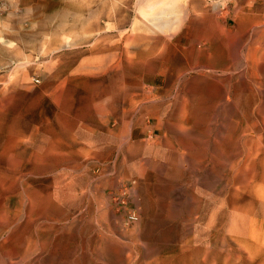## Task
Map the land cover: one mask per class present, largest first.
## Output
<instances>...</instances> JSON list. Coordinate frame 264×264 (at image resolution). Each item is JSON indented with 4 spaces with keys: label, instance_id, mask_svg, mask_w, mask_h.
I'll return each mask as SVG.
<instances>
[{
    "label": "rangeland",
    "instance_id": "374dc122",
    "mask_svg": "<svg viewBox=\"0 0 264 264\" xmlns=\"http://www.w3.org/2000/svg\"><path fill=\"white\" fill-rule=\"evenodd\" d=\"M67 4L0 0V264H264V0H120L160 31L90 0L70 10L100 25L41 26Z\"/></svg>",
    "mask_w": 264,
    "mask_h": 264
},
{
    "label": "bare ground",
    "instance_id": "6f19581e",
    "mask_svg": "<svg viewBox=\"0 0 264 264\" xmlns=\"http://www.w3.org/2000/svg\"><path fill=\"white\" fill-rule=\"evenodd\" d=\"M68 2H69V4H67V9H62V11H56L55 10V15L53 16H51L50 17V15H48L47 17H45L42 21H40L39 23H41V26H47L53 19L55 20V22H57V25L56 26H58V29L59 28H63V27H65V26H68V25H70V24H87V25H100V23H101V21L99 20V19H96V18H88V17H86V16H83V15H81V14H78V13H75L73 10H70L72 7H74L75 6V4L77 5L79 2L80 3H88V1H90V0H67ZM112 1V3H113V5L111 6V10L109 11L110 13H108L107 15H106V17H107V21H106V24L105 25H107V27H108V29H110V28H112V27H115V26H121V27H123V28H125L126 26H127V24H130L131 26H132V28L134 29V30H137V29H139V28H141L142 26H144V25H151V26H158L159 27V29H158V31H160L161 29H160V27L162 26V28L164 27V29H167V28H170V24H169V21L170 20H168V22L165 20V18H170L171 16H169V17H167V14H166V16H165V18H157V17H155L154 15H150L148 12L146 13L145 11H144V9H143V6H142V4H140V8H139V11H138V18H137V20L135 21V22H133V23H130L129 21H128V19L127 18H125V15H123V13L122 12H119V10L117 9V8H119L120 6H122V4H120V0H117V1H115V0H111ZM147 1V0H146ZM117 2V3H116ZM191 2V1H190ZM72 3H74V5L72 4ZM138 3H139V1H138ZM204 3V2H203ZM213 3V2H212ZM225 3V2H224ZM117 4H118V6H117ZM210 4V3H209ZM120 5V6H119ZM139 5V4H138ZM181 5V4H180ZM186 5H190L189 3H187ZM195 5V4H194ZM193 5V6H194ZM197 5V4H196ZM195 5V6H196ZM226 5V4H225ZM184 6V5H183ZM227 6V5H226ZM50 6H49V4L48 3H46V4H41V5H39L38 7H37V9H41V10H45V11H47L48 10V8H49ZM182 7V6H181ZM186 7V6H185ZM189 7V6H188ZM2 9V8H1ZM150 9H153V7L151 6L150 7ZM181 9H183V8H181ZM202 9V8H201ZM214 9H215V7H214ZM184 10V9H183ZM190 10V9H189ZM197 10V9H196ZM221 10V9H220ZM224 10V9H223ZM3 11V10H2ZM4 11H6V10H4ZM49 11V10H48ZM158 11V10H157ZM182 11V10H181ZM155 12V11H154ZM180 12V11H179ZM185 12V11H184ZM199 12V11H198ZM197 12V13H198ZM219 12V11H218ZM18 13V12H17ZM20 13V12H19ZM167 13V12H166ZM175 13V12H174ZM174 13H172V14H174ZM178 13V12H177ZM191 12H189V13H186L185 14V17H186V20H187V18L189 17V14H190ZM215 13H216V11H215ZM9 14V13H8ZM154 14V13H153ZM163 14V13H162ZM170 14V13H169ZM206 14V13H205ZM165 15V14H164ZM178 15V14H177ZM200 15V14H199ZM175 16V15H174ZM212 16V15H211ZM225 16H226V14H225ZM160 17H162V15L160 16ZM172 17H173V15H172ZM176 17V16H175ZM174 17V18H175ZM183 17H184V15H183ZM227 17V16H226ZM26 18V17H25ZM177 18H178V16H177ZM179 18H181V17H179ZM212 18V17H211ZM224 18V17H223ZM183 19V18H182ZM225 19H227V18H225ZM218 20V19H217ZM182 21V23L183 22H185V21H183V20H181ZM206 22H208V23H210V25H211V22H212V20H210L209 18H207V17H202V18H198V17H194V18H192L191 19V21H190V26L192 25V26H202L203 24H206ZM182 23L180 24L181 26H182ZM219 23H221V22H219ZM173 24V23H172ZM175 24H176V21H175ZM178 24V23H177ZM168 26V27H167ZM172 26V25H171ZM3 27H4V25H3ZM158 27H156V29L158 28ZM177 27V26H176ZM211 27H213V25L211 26ZM216 27V26H215ZM223 27V26H222ZM175 28V27H174ZM173 28V29H174ZM178 28V27H177ZM176 28V29H177ZM255 28V27H254ZM175 29V30H176ZM213 29V28H212ZM212 29H211V31H212ZM163 30V29H162ZM170 30H171V28H170ZM178 30V29H177ZM180 30V29H179ZM9 31V30H8ZM133 31V30H132ZM166 31V30H165ZM253 31V30H252ZM122 32V31H121ZM139 32V31H138ZM164 32V30L163 31H161V33H163ZM170 33L171 32H173V31H169ZM213 32V31H212ZM110 33V32H109ZM129 33V32H128ZM127 33V34H128ZM178 32L176 31V33H174V35L175 34H177ZM237 33V32H236ZM1 34V33H0ZM54 34V33H53ZM52 34V35H53ZM75 34V33H74ZM165 34H167V33H165ZM223 34V33H222ZM242 34V33H241ZM55 35H56V33H55ZM227 35V34H226ZM74 36V35H73ZM166 36V35H165ZM167 36H168V34H167ZM171 36V35H170ZM173 36V35H172ZM85 37V36H84ZM169 37V36H168ZM174 37V36H173ZM236 37V36H235ZM254 37V36H253ZM149 37H147V39H148ZM182 38H183V35H182ZM252 38V37H251ZM127 39H128V37H127ZM237 39V38H236ZM5 41V40H4ZM3 43V42H2ZM5 43V42H4ZM263 43V42H262ZM126 44V43H125ZM207 44V43H206ZM12 45V44H11ZM76 45V43H75V41H74V39L73 38H67L65 41H63V44L61 45V46H59L58 48H56V49H54V50H52L51 51V55H53V56H56L55 57V59H57L58 57H57V55L59 56V54L61 53V51L62 50H69V49H72L74 46ZM165 45V44H164ZM5 46V45H4ZM10 46V45H9ZM8 46V47H9ZM252 46H254V45H252ZM11 47H13V46H11ZM256 47V46H255ZM260 47V46H259ZM262 47V46H261ZM128 48V47H127ZM176 48H177V46H176ZM137 50V49H136ZM179 50V49H178ZM250 50V49H249ZM44 51H45V49H44ZM162 51V50H161ZM235 51V50H234ZM253 51V50H252ZM242 52V51H241ZM136 53V52H135ZM232 53V52H231ZM252 53V52H251ZM252 55V54H251ZM263 55V54H262ZM149 56V52H144V51H139V52H137L134 56H132L131 55V53H127L126 54V57L127 58H130V60H133V59H143V58H147ZM246 56V55H245ZM252 57V56H251ZM194 59V58H193ZM215 59V58H214ZM264 59V58H263ZM217 60V59H216ZM234 60V59H233ZM247 60V59H246ZM238 61V60H237ZM248 61V60H247ZM146 62V61H145ZM132 63V62H131ZM130 63V64H131ZM238 63V62H237ZM236 63V64H237ZM123 64V63H122ZM241 64V63H240ZM246 64V63H245ZM115 65V64H114ZM259 65H260V59H257V61H256V67L258 68L259 67ZM17 66V65H16ZM42 66V65H41ZM204 67V66H203ZM46 68V67H45ZM193 68V67H192ZM244 68V67H243ZM8 69H10V68H8ZM15 69V68H14ZM145 69V68H144ZM246 69V68H245ZM113 70V69H112ZM243 70V69H242ZM45 71V70H44ZM3 72V71H2ZM38 72V71H37ZM204 72V71H203ZM202 73V72H201ZM235 73V72H234ZM214 74H215V72H214ZM205 75V74H204ZM232 75V74H231ZM238 74H236V76H237ZM233 76H235V75H233ZM48 77V76H47ZM109 79V78H108ZM12 80V79H11ZM31 80V79H30ZM34 80V79H33ZM181 80V79H180ZM249 80V79H248ZM24 82H26V81H24ZM61 82V81H60ZM86 82V81H85ZM66 83V82H65ZM232 83V82H231ZM28 84V83H27ZM159 84V83H158ZM228 86V85H227ZM58 87V86H57ZM145 88V87H144ZM163 88V87H162ZM93 89V88H92ZM232 89V88H231ZM66 90V89H65ZM163 94H164V92H163ZM170 94H172V93H170ZM229 94V93H228ZM246 95V94H245ZM131 97V96H130ZM169 98V97H168ZM170 98H171V95H170ZM52 99V98H51ZM181 99V98H180ZM139 100V99H138ZM171 100V99H170ZM185 100H187V99H185ZM125 101V100H124ZM131 101V100H130ZM167 101V100H166ZM183 104V103H182ZM190 104H191V102H190ZM223 104V103H222ZM221 106L222 105H220V108H221ZM136 107V106H135ZM169 107V106H168ZM184 107V106H183ZM188 107V106H187ZM237 107V106H236ZM59 108H60V106H59ZM126 109V108H125ZM239 109V108H238ZM127 111H128V108L126 109ZM142 110V109H141ZM4 111V110H3ZM185 111V110H184ZM141 112V111H140ZM222 112V111H221ZM123 113H124V111H123ZM189 113V112H188ZM149 114V113H148ZM124 115V114H123ZM140 115V114H139ZM139 115H138V117H139ZM182 115H184V114H182ZM221 115H222V113H221ZM220 115V116H221ZM244 115V114H243ZM246 115V114H245ZM162 116V115H161ZM137 117V116H136ZM160 117V116H159ZM181 117V116H180ZM134 118V117H133ZM143 118V117H142ZM187 118V117H186ZM219 118V117H218ZM160 119V118H159ZM221 119V118H220ZM133 120V119H132ZM161 120H162V118H161ZM219 120V119H218ZM135 122V121H134ZM154 122V121H153ZM159 122V121H158ZM259 122V121H258ZM149 123V122H148ZM169 123V122H168ZM142 124V123H141ZM139 125V124H138ZM178 125V124H177ZM258 125V124H257ZM132 126V125H131ZM173 126V125H172ZM222 126H223V124H222ZM259 126V125H258ZM138 127V126H137ZM164 128V127H163ZM226 128V127H225ZM147 129V128H146ZM159 129V128H158ZM36 131V130H35ZM156 131V130H155ZM219 131V130H218ZM217 131V132H218ZM38 132V131H37ZM201 133V132H200ZM32 134V133H31ZM151 134V133H150ZM156 134V133H155ZM114 135V134H113ZM37 136V135H36ZM116 136V135H115ZM173 136V135H172ZM177 136V135H176ZM34 137V136H33ZM120 137V136H119ZM133 137V136H132ZM193 138V137H192ZM94 139V138H93ZM130 139V138H129ZM133 139V138H132ZM186 139V138H185ZM213 139V138H212ZM126 140V139H125ZM150 141V140H149ZM243 143V142H242ZM124 145V144H123ZM260 146V145H259ZM82 149V148H81ZM85 149V148H84ZM83 149V150H84ZM259 150V149H258ZM81 151V150H80ZM137 151V150H136ZM211 151V150H210ZM247 151V150H246ZM125 152V151H124ZM247 153H248V151H247ZM15 155V154H14ZM90 155V154H89ZM139 155V154H138ZM87 156V155H86ZM244 158V157H243ZM244 160V159H243ZM127 161V160H126ZM70 162V161H69ZM161 164V163H160ZM165 164V163H164ZM8 165V164H7ZM16 166V165H15ZM9 167H11L12 168V166H9ZM240 168V167H239ZM164 169V168H163ZM149 170V169H148ZM161 170V169H160ZM236 170V169H235ZM79 171V170H78ZM116 171V170H115ZM96 172V171H95ZM252 172V171H251ZM255 172V171H254ZM8 175H9V173H8ZM197 175V174H196ZM238 176V175H237ZM243 177V176H242ZM146 178V177H145ZM234 178V177H233ZM249 178V177H248ZM9 179V178H8ZM238 179V178H237ZM237 179H234V180H237ZM239 179H240V177H239ZM246 179V178H245ZM7 180V179H6ZM10 180V179H9ZM238 182V181H237ZM174 183V182H173ZM195 183V182H194ZM239 183V182H238ZM251 183V182H250ZM17 184V183H16ZM15 184V185H16ZM137 184V183H136ZM8 185V184H7ZM135 185V184H134ZM243 185V184H242ZM247 185V184H246ZM5 186V185H4ZM3 186V187H4ZM128 186V185H127ZM134 187V186H133ZM176 187V186H175ZM243 187V186H242ZM174 188V187H173ZM244 188V187H243ZM253 188V187H252ZM90 189H91V187H90ZM5 190V189H4ZM59 190V189H58ZM173 190V189H172ZM241 190V189H240ZM4 192V191H3ZM192 193V192H191ZM237 193V192H236ZM24 195H26V194H24ZM136 196V195H135ZM17 198V197H16ZM20 198V197H19ZM186 198V197H185ZM176 199V198H175ZM21 200V199H20ZM183 200V199H182ZM198 200V199H197ZM179 201H181V200H179ZM22 204V203H21ZM171 204V203H170ZM198 204V203H197ZM171 206V205H170ZM23 207V206H22ZM88 207V206H87ZM117 207V206H116ZM176 207V206H175ZM197 208V207H196ZM195 208V209H196ZM177 209V208H176ZM20 210V209H19ZM141 210V209H140ZM179 210V209H178ZM40 211V210H39ZM45 211V210H44ZM99 211V210H98ZM182 211V210H181ZM120 212V211H119ZM136 212V211H135ZM196 212V211H195ZM52 213V212H51ZM110 213V212H109ZM26 214V213H25ZM41 214V213H40ZM39 214V215H40ZM81 214V213H80ZM84 214V213H83ZM37 215V214H36ZM47 215V214H46ZM60 215H62V214H60ZM58 216V215H57ZM168 216V215H167ZM26 217H27V215H26ZM74 217V216H73ZM48 218V217H47ZM65 218V217H64ZM76 218H79V217H76ZM88 218V217H87ZM100 218V217H99ZM27 219V218H26ZM35 219V218H34ZM38 219V218H37ZM53 219V218H52ZM9 220V219H8ZM80 220V219H79ZM86 220V219H85ZM84 220V221H85ZM97 220V219H96ZM115 220V219H114ZM45 221V220H44ZM100 221V220H99ZM260 221V220H259ZM46 222V221H45ZM54 222V221H53ZM77 222V221H76ZM75 222V223H76ZM108 222V221H107ZM142 222V221H141ZM179 222V221H178ZM31 223V222H30ZM51 223V222H50ZM70 223V222H69ZM263 223V222H262ZM9 224V223H8ZM18 224V223H17ZM29 224V223H28ZM65 224V223H64ZM85 224V223H84ZM102 224H104V223H102L101 222V225ZM55 225V224H54ZM69 225V224H68ZM67 225V226H68ZM106 225V224H105ZM116 225V224H115ZM4 226V225H3ZM11 226V225H10ZM59 226V225H58ZM119 226V225H118ZM140 226V225H139ZM7 227V226H6ZM20 227V226H19ZM45 227V226H44ZM260 227V226H259ZM258 227V228H259ZM262 227V226H261ZM47 228H49V227H47ZM102 228V227H101ZM120 228V227H119ZM250 228H253V227H250ZM264 228V227H263ZM8 229V228H7ZM103 229V228H102ZM225 229V228H224ZM125 230V229H124ZM141 230V229H140ZM194 230V229H193ZM6 231V230H5ZM54 231H55V229H54ZM58 231V230H57ZM258 231V230H257ZM12 232V231H11ZM14 232V231H13ZM46 232H48V231H46ZM103 232H104V230H103ZM262 232V231H261ZM6 233V232H5ZM32 233V232H31ZM57 233V232H56ZM96 233V232H95ZM8 234V233H7ZM11 234V233H10ZM14 234V233H13ZM16 234H17V232H16ZM128 234V233H127ZM256 234H258V232L256 233ZM264 234V233H263ZM63 235V234H62ZM120 235V234H119ZM131 235V234H130ZM193 235V234H192ZM14 236V235H13ZM42 236V235H41ZM67 236H68V234H67ZM86 236V235H85ZM19 237V236H18ZM49 237V236H48ZM63 237V236H62ZM104 237V236H103ZM106 237V236H105ZM111 237V236H110ZM140 237H141V235H140ZM250 237V236H249ZM253 237V236H252ZM61 238V237H60ZM98 238V237H97ZM100 238V237H99ZM120 238V237H119ZM133 238V237H132ZM22 239V238H21ZM49 239V238H48ZM47 239V240H48ZM52 239V238H51ZM115 239V238H114ZM123 239V238H122ZM25 240V239H24ZM33 240V239H32ZM68 240V239H67ZM253 240V239H252ZM262 240V239H261ZM96 241V240H95ZM112 241V240H111ZM121 241V240H120ZM123 241V240H122ZM128 241V240H127ZM126 241V242H127ZM224 241H225V239H224ZM40 242V241H39ZM115 242V241H114ZM117 242V241H116ZM232 242V241H231ZM17 243V242H16ZM50 243V242H49ZM57 243V242H56ZM68 243H69V241H68ZM190 243V242H189ZM257 243V242H256ZM89 244V243H88ZM98 244V243H97ZM122 244V243H121ZM135 244V243H134ZM218 244V243H217ZM224 244V243H223ZM258 244V243H257ZM261 244V243H260ZM100 245V244H99ZM111 245V244H110ZM123 245V244H122ZM127 245V244H126ZM225 245H227V244H225ZM98 246V245H97ZM135 246V245H134ZM221 246H222V244H221ZM56 247V246H55ZM90 247V246H89ZM111 247H112V245H111ZM126 247V246H125ZM223 247V246H222ZM34 248L35 247H33V250H34ZM37 248V247H36ZM41 248V247H40ZM19 249V248H18ZM62 249H65V248H62ZM61 249V250H62ZM77 249V248H76ZM127 249V248H126ZM128 249H129V247H128ZM127 249V250H128ZM132 249H133V247H132ZM215 249V248H214ZM217 249V248H216ZM134 251V250H133ZM216 251V250H215ZM10 252V251H9ZM47 252H50V251H48L47 250ZM83 252V251H82ZM99 252V251H98ZM122 252V251H121ZM30 253V252H29ZM31 253H33V252H31ZM53 253V252H52ZM109 253V252H108ZM135 253V252H134ZM224 254V253H223ZM241 254V253H240ZM57 255V254H56ZM59 255V254H58ZM97 255V254H96ZM136 255V254H135ZM26 256V255H25ZM52 256V255H51ZM108 256V255H107ZM145 256V255H144ZM16 257V256H15ZM62 257V256H61ZM69 257H70V255H69ZM139 257V256H138ZM1 258H2V256H1ZM43 258V257H42ZM41 258V259H42ZM45 258V257H44ZM100 258V257H99ZM9 259V258H8ZM13 260H14V258H12ZM48 259V258H47ZM51 259H53L52 257H51ZM75 259V258H74ZM95 259V258H94ZM238 259H240V258H238ZM16 260V259H15ZM23 260V259H22ZM96 260V259H95ZM130 260V259H129ZM137 260H138V258H137ZM4 261V260H3ZM29 261V260H28ZM230 261V260H229ZM31 262V261H30ZM197 262V261H196ZM13 263H16V262H13ZM21 263V262H20ZM68 263V262H67ZM73 263V262H72ZM79 263V262H78ZM100 263V262H99ZM133 263V262H132ZM131 263V264H132ZM2 264V263H1ZM3 264H5V263H3ZM10 264H12V263H10ZM104 264V263H103ZM242 264V263H241Z\"/></svg>",
    "mask_w": 264,
    "mask_h": 264
},
{
    "label": "crops",
    "instance_id": "0c3cea01",
    "mask_svg": "<svg viewBox=\"0 0 264 264\" xmlns=\"http://www.w3.org/2000/svg\"><path fill=\"white\" fill-rule=\"evenodd\" d=\"M203 16H205V15H203ZM206 25H208V23L207 24H203V26H206ZM199 38H201L200 40L202 41V40H207V41H210L211 40V36L210 35H207V37H206V35H203V34H201V33H199ZM149 52V56L148 57H150V58H152V56L153 55H156V53L155 52H152V50H147V48H146V50H144V52ZM128 53V52H127ZM126 53V54H127ZM126 54L124 55V62L125 63H127V64H129V63H131L132 62V60H130V58H127L126 57ZM157 56V55H156ZM147 62V58H143V59H141L140 60V63H143V64H145L146 62ZM142 65V64H141ZM145 66V65H144ZM147 71H146V69L143 71V73H140V78H147V73H146Z\"/></svg>",
    "mask_w": 264,
    "mask_h": 264
}]
</instances>
